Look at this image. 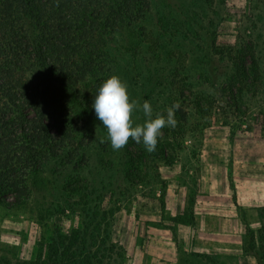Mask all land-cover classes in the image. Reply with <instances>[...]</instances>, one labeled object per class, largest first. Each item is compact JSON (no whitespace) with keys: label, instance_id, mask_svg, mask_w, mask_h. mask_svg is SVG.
Here are the masks:
<instances>
[{"label":"rangeland","instance_id":"374dc122","mask_svg":"<svg viewBox=\"0 0 264 264\" xmlns=\"http://www.w3.org/2000/svg\"><path fill=\"white\" fill-rule=\"evenodd\" d=\"M213 42L235 54L254 52L258 70L248 58V77L236 73L215 56ZM99 45L130 102L148 101L154 118L179 103L176 125L161 129L154 152L132 138L113 150L95 110L84 106L79 161L51 160L31 181L28 201L0 203V264H139L134 249H170L154 234L165 228L178 249H196L195 239L182 243L180 229H196L202 173L212 179L227 166L239 178V192L231 174L229 189L242 225L222 223L218 242L242 246L243 264H264V0H150L142 20L101 36ZM145 119L133 111V126ZM181 184L188 188L184 212ZM215 190L219 195L207 190L201 199L224 202L223 183ZM212 239H203L205 247ZM245 247H255L258 258ZM190 261L216 264L204 254ZM224 262L234 263L230 256Z\"/></svg>","mask_w":264,"mask_h":264},{"label":"trees","instance_id":"16d2710c","mask_svg":"<svg viewBox=\"0 0 264 264\" xmlns=\"http://www.w3.org/2000/svg\"><path fill=\"white\" fill-rule=\"evenodd\" d=\"M149 9L150 0H0L1 204L28 201L31 181L51 160L79 161L80 111L110 78L99 40ZM212 49L238 74L246 75L248 58L258 70L254 52L235 54L217 42ZM245 251L258 258L255 247Z\"/></svg>","mask_w":264,"mask_h":264},{"label":"crops","instance_id":"0c3cea01","mask_svg":"<svg viewBox=\"0 0 264 264\" xmlns=\"http://www.w3.org/2000/svg\"><path fill=\"white\" fill-rule=\"evenodd\" d=\"M231 170V169H230ZM219 174V176H218ZM233 176L235 179V191L236 193L240 190L239 178L236 176V171H229L228 166L223 168L221 173L217 171L214 174V178L210 179L207 172L202 173V177L199 182V194L194 207V216L196 221V229L191 231L188 227H183L180 229L181 237L183 239L182 243L187 245L191 239L196 241V249H189L187 246L185 249H178L175 240H173V234L171 229H155V236L161 237L162 245L167 244L170 249H134L137 254V262L139 264H190L192 261L190 259L196 254H204L211 256L216 264H225L227 256H230L233 264H243L244 260V249L242 246L239 248H232L229 245H222L218 242L219 236L222 234L221 226L222 223H226L229 219L239 220L242 225V220L238 216L237 208L240 206V201L230 202L231 198V188L229 189V175ZM223 183V189L225 192L224 202L219 200H213L207 197V199H201L206 197L205 192L207 190H212L211 194L219 195L215 188ZM187 186L181 184L178 190L180 194L179 200V212H184L186 208V195L184 192L187 191ZM234 193V196H236ZM186 194V193H185ZM230 203L233 204L235 213L228 216L229 213H224L225 210H230ZM158 216V214H156ZM156 221L160 218H156ZM211 223V225H209ZM242 230V229H241ZM240 230V231H241ZM149 232V230L147 229ZM233 231V229L231 230ZM197 233V234H196ZM196 234V235H195ZM213 238L209 241L208 247H205L204 238ZM157 239V238H156ZM158 240V239H157ZM159 242V240H158ZM222 257V258H221Z\"/></svg>","mask_w":264,"mask_h":264},{"label":"clouds","instance_id":"9594fccd","mask_svg":"<svg viewBox=\"0 0 264 264\" xmlns=\"http://www.w3.org/2000/svg\"><path fill=\"white\" fill-rule=\"evenodd\" d=\"M179 107L177 102L167 108L166 116L157 113L154 118L150 103L145 101L141 105L139 101L130 102L127 85L115 75L103 83L92 104L97 119L107 129V139L110 140L113 150L122 149L132 138L137 144L142 141L149 153L155 151L157 138L162 135L161 129L165 126L175 127L174 112ZM134 110L143 112L146 119L142 125L133 126ZM100 142L103 143L104 140L101 139Z\"/></svg>","mask_w":264,"mask_h":264}]
</instances>
